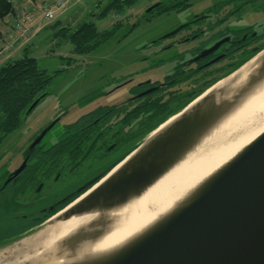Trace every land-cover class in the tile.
<instances>
[{"label":"water","instance_id":"water-1","mask_svg":"<svg viewBox=\"0 0 264 264\" xmlns=\"http://www.w3.org/2000/svg\"><path fill=\"white\" fill-rule=\"evenodd\" d=\"M253 58L257 61L244 80L233 78L238 68L224 77L232 76L228 83L204 91L150 132L98 181L90 182L86 192L46 219L49 223L50 219L56 222L90 215L88 221L57 240L54 250L24 259L33 256L32 247L22 242L41 230L35 227L24 232L30 235L38 229L34 235L21 240L23 234L1 247L0 264H45L51 255L68 260L63 264H264V132L116 252L93 255L85 251L110 226L106 213L140 195L236 110L257 84L264 83V50ZM53 124L41 130L30 149Z\"/></svg>","mask_w":264,"mask_h":264},{"label":"flooded vegetation","instance_id":"flooded-vegetation-1","mask_svg":"<svg viewBox=\"0 0 264 264\" xmlns=\"http://www.w3.org/2000/svg\"><path fill=\"white\" fill-rule=\"evenodd\" d=\"M193 1L195 0H157L150 3L145 10L140 9L143 11L140 12L141 19L150 20L157 13L167 14L188 9ZM137 16L134 14L132 22H124L128 34L138 24ZM173 31L175 32L168 34ZM168 33L148 41L145 47L156 49L155 53L158 55L159 52L171 50L182 43L192 44L179 54L173 53L169 58H150L149 65L144 70H149L147 73L137 76H134L135 73L127 74V80L116 85L113 90L116 92L121 86L128 87V96L123 101L94 106L91 111L65 125L60 138L52 144L42 142L44 135L33 148L23 149L19 146L18 150L6 156L8 163L2 164L6 166H3L6 170L2 172L0 183V213H4L9 221L10 217H13L16 224H12L15 225H18L17 222H35L33 225L27 222L31 226L28 225V228L18 234L43 223L76 200L87 191L90 182L101 177L99 175L104 169L124 157V146L131 141L124 142L122 132L138 127L135 120H126L133 107L143 103L160 107L152 108L159 113L152 121L160 120L168 111L176 108L156 125L159 126L182 110L203 90L214 85L215 81L264 50V0L210 2L205 9L193 14L188 21ZM160 39H168L169 42L160 43ZM156 44L160 47H152ZM163 65L169 68L164 72L151 71ZM180 104L182 107H179ZM95 109L99 114L93 121L101 119V130L107 134L90 149L86 143L84 117L94 113ZM155 111H150L148 115ZM62 117L63 115L58 120ZM79 130H82L80 133L83 145L76 143L79 142ZM71 138L73 143L59 145L63 141L71 142ZM19 140H22L21 135L17 137V142ZM12 145L16 147L14 143ZM49 150L53 151L52 161L40 163L45 155L49 156ZM16 159L17 161H14ZM88 160L91 161L90 165ZM21 165V171L15 174ZM92 167L94 171L90 172ZM23 210L25 212H22Z\"/></svg>","mask_w":264,"mask_h":264},{"label":"rangeland","instance_id":"rangeland-1","mask_svg":"<svg viewBox=\"0 0 264 264\" xmlns=\"http://www.w3.org/2000/svg\"><path fill=\"white\" fill-rule=\"evenodd\" d=\"M155 1L157 0H135L132 5L126 6L123 12H110L99 18L97 16L101 12V9L110 0H80L78 6L75 4L76 6L68 11V13L74 11L75 22L80 20L86 12L87 18H91L100 30L110 28L116 21L132 22L134 14L138 15L137 20L139 19L138 24H136L129 34L127 33V25L124 23V26L114 31L113 37L109 40L103 41L100 46L94 48L91 52L81 55L72 52L73 46L69 42L64 40L48 41L47 35H51L50 29L37 34L32 43L30 53L34 58H37L40 67L46 69L48 73H54L55 75L47 89L49 94L29 112V115L22 122L19 129L8 135V138L2 144L0 154L5 152V156L3 157L4 160L0 161V183L2 172L6 170L5 165L8 163L6 159L10 152L18 150L19 146L23 149L29 148L31 141L38 136L41 130L55 122L42 139V142L52 144V142L60 138L65 125L81 117L84 113L91 111L94 106L100 103L112 104L123 101L128 96V87L121 86L116 89V92L113 90L116 88V85H120L127 80V74L135 73L136 75L134 76H137L147 73L149 70L146 72L144 70L149 65L150 58L166 59L172 56L173 53L179 54L185 47L192 44V42L182 43L173 49L170 48L171 50L161 51L157 55L155 53L156 49L145 47L148 41H152L157 37L161 38L172 29L178 27V25L188 21L193 14L199 13L201 9H205L210 2L216 3L219 0H195L188 9L178 12L172 11L167 14L157 13L150 20L141 19L142 15H140V12H143L141 10H145L150 3ZM39 4H43V2ZM25 7L28 8L29 6ZM63 17L61 20H64L65 17ZM159 42L168 44L169 41L168 39H160ZM157 44L152 45V47L157 46ZM157 47H160V45ZM21 54L22 52L18 50L13 57H19ZM168 68V66L163 65L151 69V71L164 72ZM62 115V119L58 120ZM19 135H21L22 140L17 142ZM30 139L32 140L28 142ZM126 147L128 146L125 144L124 148L126 149ZM14 161H17V159ZM90 162L88 160V165H90ZM92 171H94L93 167L90 169V172ZM22 212H25V210ZM10 221L4 213H0V233H2L0 240L3 239L2 243H0V249L16 237L23 235L22 233H18L35 223L27 221L31 225L27 222H25L27 224L17 222L18 225H15L16 222H14L13 217H10ZM44 223L39 225L40 227L38 225L35 227L42 229L45 226L43 225ZM37 230H34L30 235H34ZM24 235L21 240L30 236ZM10 247L11 245L8 248Z\"/></svg>","mask_w":264,"mask_h":264},{"label":"bare ground","instance_id":"bare-ground-1","mask_svg":"<svg viewBox=\"0 0 264 264\" xmlns=\"http://www.w3.org/2000/svg\"><path fill=\"white\" fill-rule=\"evenodd\" d=\"M256 58L232 75L237 82L246 78L255 65ZM232 76L218 82L213 89L228 83ZM259 84L236 110L216 123L192 150L164 172L152 185L119 208L106 213V216L111 219V224L97 242L85 249L86 253L101 255L109 251L116 252V248L123 246L169 212L175 204L186 199L207 177L225 166L241 149L260 136L264 132V83ZM89 218L90 215H82L72 216L64 221L55 222L50 219L37 234L22 242L23 246L27 245L33 249V256L25 255L24 259L36 258L38 253L46 256L49 251L54 250L57 240L88 221ZM45 261L47 262L45 264L68 263V260L57 259L53 255L49 258L47 256Z\"/></svg>","mask_w":264,"mask_h":264},{"label":"trees","instance_id":"trees-1","mask_svg":"<svg viewBox=\"0 0 264 264\" xmlns=\"http://www.w3.org/2000/svg\"><path fill=\"white\" fill-rule=\"evenodd\" d=\"M135 0H110L97 17L101 18L110 12H123L126 6L132 5ZM13 12V5L10 0H0V21ZM91 14V13H90ZM93 14V12H92ZM124 26L123 21H116L110 28L100 30L92 19L87 18V12L80 20L75 22L74 11L68 14L65 20L58 19L50 24H47L41 31L51 30V35L48 36V41L64 40L71 43L73 46L72 52L75 54H84L91 52L94 48L101 45L103 41L109 40L113 37L114 31ZM48 41H46L48 43ZM43 42V43H46ZM32 43L26 45L22 49V55L14 59H7L5 63L0 66V148L8 135L17 131L29 114L26 113L29 106L36 99H43L48 95V87L52 82L54 73L39 66L37 58H34L30 51ZM73 60L72 57H70ZM69 64V63H68ZM58 72V71H57ZM184 104V103H182ZM182 104L179 107H182ZM152 108L159 109L156 105L138 104L132 108V112L127 115L128 120H135L138 127L134 130L123 131L122 140L129 142L125 149V155L129 150L133 149L140 139L146 136L155 126L161 122L167 115H170L176 110L171 109L160 120L152 121L158 112ZM178 109V108H177ZM150 111L152 112L148 115ZM99 114L98 110L92 114L85 115L84 122L86 132L87 148L92 149L96 146L97 141L103 138L107 133L101 130L102 125L100 120L93 121ZM82 130H79L80 133ZM109 138V137H108ZM107 138V139H108ZM106 139V140H107ZM71 142L63 141L59 145H67L73 143V138L69 139ZM81 145H83V138L81 133L78 138ZM49 156L45 155L39 162L52 161V150H49ZM5 156V152L0 154V160ZM48 161V162H49ZM108 166L100 173L102 176L112 166Z\"/></svg>","mask_w":264,"mask_h":264},{"label":"built area","instance_id":"built-area-1","mask_svg":"<svg viewBox=\"0 0 264 264\" xmlns=\"http://www.w3.org/2000/svg\"><path fill=\"white\" fill-rule=\"evenodd\" d=\"M77 0H56L55 2L36 8L32 11H20L12 18V31L4 43L3 49L11 50L13 43L19 41L25 43L31 34V30L40 20L51 21L65 12L71 4Z\"/></svg>","mask_w":264,"mask_h":264},{"label":"crops","instance_id":"crops-1","mask_svg":"<svg viewBox=\"0 0 264 264\" xmlns=\"http://www.w3.org/2000/svg\"><path fill=\"white\" fill-rule=\"evenodd\" d=\"M46 0H10L11 5H13V13L18 9L24 8L25 6H32L35 4H39L45 2ZM10 16H5L3 20L0 21V42L4 39V35L10 30ZM20 50L21 48H16L13 51H6L0 54V66L5 63V59H7L8 55L10 58H14V54L16 51Z\"/></svg>","mask_w":264,"mask_h":264}]
</instances>
